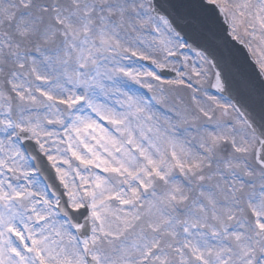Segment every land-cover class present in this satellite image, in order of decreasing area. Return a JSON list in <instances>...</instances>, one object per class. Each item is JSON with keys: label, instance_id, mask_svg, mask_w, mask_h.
Returning a JSON list of instances; mask_svg holds the SVG:
<instances>
[{"label": "snow or ice", "instance_id": "1", "mask_svg": "<svg viewBox=\"0 0 264 264\" xmlns=\"http://www.w3.org/2000/svg\"><path fill=\"white\" fill-rule=\"evenodd\" d=\"M0 264H264V0H0Z\"/></svg>", "mask_w": 264, "mask_h": 264}]
</instances>
